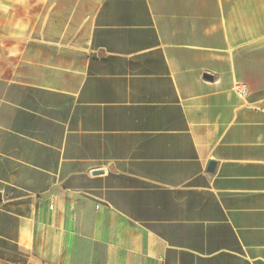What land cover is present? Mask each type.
<instances>
[{
    "label": "crops",
    "instance_id": "0c3cea01",
    "mask_svg": "<svg viewBox=\"0 0 264 264\" xmlns=\"http://www.w3.org/2000/svg\"><path fill=\"white\" fill-rule=\"evenodd\" d=\"M0 264H264V0H0Z\"/></svg>",
    "mask_w": 264,
    "mask_h": 264
},
{
    "label": "built area",
    "instance_id": "2783aa9c",
    "mask_svg": "<svg viewBox=\"0 0 264 264\" xmlns=\"http://www.w3.org/2000/svg\"><path fill=\"white\" fill-rule=\"evenodd\" d=\"M233 90L241 98H245L248 94V86L245 83H240V82L235 83L233 86Z\"/></svg>",
    "mask_w": 264,
    "mask_h": 264
},
{
    "label": "water",
    "instance_id": "95a60500",
    "mask_svg": "<svg viewBox=\"0 0 264 264\" xmlns=\"http://www.w3.org/2000/svg\"><path fill=\"white\" fill-rule=\"evenodd\" d=\"M206 77H209V76L206 75ZM213 167H214V163H212V164L210 165V169H212Z\"/></svg>",
    "mask_w": 264,
    "mask_h": 264
}]
</instances>
